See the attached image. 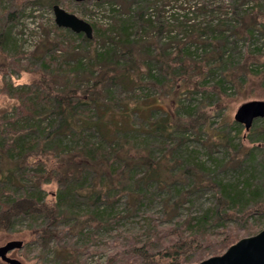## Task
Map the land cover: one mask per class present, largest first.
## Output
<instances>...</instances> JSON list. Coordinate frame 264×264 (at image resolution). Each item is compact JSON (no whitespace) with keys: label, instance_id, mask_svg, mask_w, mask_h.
<instances>
[{"label":"trees","instance_id":"1","mask_svg":"<svg viewBox=\"0 0 264 264\" xmlns=\"http://www.w3.org/2000/svg\"><path fill=\"white\" fill-rule=\"evenodd\" d=\"M101 1L113 4L111 0ZM43 3L53 8L60 0ZM95 4L101 3L95 1ZM235 9L233 27L236 36L244 38L246 31L253 35L263 24L257 17H252L245 24V16L238 13L237 7ZM198 12L207 16L210 11L205 4L198 8ZM140 19L143 20V16ZM202 21L206 20L202 18ZM217 21L194 22L190 25L194 37L199 40L206 38L209 29L216 30L217 26L225 24ZM133 25L130 20H120L104 33H109L114 45L99 54L102 58L100 65L89 59L86 63L78 60L72 66L75 74L88 77L84 81L77 82L78 75L76 78L73 72L66 74L65 78L62 67L69 66L57 63L52 55L44 57L58 47L56 38L51 40L48 37L32 54L34 58L44 59L43 68L39 69L43 74H39V79L30 85L15 88L11 84L13 96L21 101L23 109L15 112L14 118L12 115L0 118L3 125L8 124L7 129L17 134L11 136L10 142L4 141L0 135V231L12 230L19 218L26 217L30 221L28 228L33 229L31 233L48 245L54 239H61L63 229L59 225L62 222L72 237L93 241L100 238L102 228L116 223V219L120 220L118 206L121 201L139 206L159 190L174 188L178 198H166L163 212L165 217L179 219V210L185 205L188 194L200 188L213 187L220 193L218 202L202 215H188L165 228L150 224L148 231L133 236L126 252L118 249L111 255V260H116L120 254H126L133 260L142 259V264H190L206 254H222L234 244L238 234L219 239V227H227L230 220L243 219L254 211H264V204L259 202V197L264 196V187H253L245 181L223 183L206 181L203 177L198 180L202 168L196 166L181 169L174 176L172 170L176 165L165 158L160 162L156 160L154 138L161 140L160 149L169 150L166 141L185 128H196L199 120L192 117L182 120L169 107L154 106L158 98L149 95V87L164 86V76L170 71L159 68L157 63L165 68L167 62L162 60L156 49L151 51L154 43L144 46L151 54L150 58L142 60L135 54L136 46H129L138 42L131 39L129 31ZM65 31L72 34V42L80 38L87 44L91 43V39L82 33L74 34L70 29ZM225 31V28L220 31L217 38L222 48L217 47L211 54L213 67L227 61L226 48L223 49L228 41ZM115 42H119L116 47ZM120 44L124 47L120 48ZM55 65L57 69H54ZM48 71L52 75H48ZM180 72L174 67L171 73L178 75ZM220 85H224L223 81ZM137 91L145 93L146 98L142 100H145V107L138 104L140 99L137 98L141 96ZM17 122L21 124L17 125ZM238 132L240 137V130ZM241 150L242 147L236 151L237 154L240 155ZM31 156L38 157V161L30 162ZM52 181L58 189L54 200H49L44 186ZM253 200L254 206L248 209ZM94 224L95 227L92 226ZM87 227L89 232H85ZM62 247L59 254L67 250L64 249L67 246ZM73 248L79 251L78 246ZM76 261L68 252L63 264H78L80 258Z\"/></svg>","mask_w":264,"mask_h":264},{"label":"rangeland","instance_id":"2","mask_svg":"<svg viewBox=\"0 0 264 264\" xmlns=\"http://www.w3.org/2000/svg\"><path fill=\"white\" fill-rule=\"evenodd\" d=\"M43 1L46 2L0 0V118L11 115L14 118L15 112H21L23 109L21 101L13 96L11 84L15 88L30 85L39 79V74H43L39 69L43 68L44 59L34 58L32 54L45 38H56L58 47L46 53L44 57L50 58L52 55L57 63L68 65L69 67H62L66 78V74L73 72L72 66L76 65L78 60H84L86 63L91 59L97 66L100 65L102 58L99 54L105 53L114 45L108 36L109 33H104L112 28L115 22L130 20V24H134L129 31L132 34L131 39L139 42L129 45L136 46L135 54L142 60L150 58L151 54L144 46H149L150 42L154 43L151 51L156 49L160 52L162 60L167 62L165 68L157 63L159 68L170 71L164 76V86L157 84L156 87H149V95L158 98L154 106L169 107L177 112L182 120L188 117L199 120L196 128H185L172 135L171 139L166 141L169 143V150L160 149L161 140L154 138L152 143L157 154L156 160L160 162L165 158L170 164L176 165L172 170L174 176L181 169L196 166L202 168L197 176L198 180L203 177L206 181L223 183L245 181L253 187H264V118L256 119L250 131H246L245 126L235 120L236 112L242 104L254 100L264 101V0H111L112 6L108 4L109 1H99L101 4L97 5L95 1L60 0L59 5L62 8L93 25L94 37L90 44L80 38L72 42V34L65 31L67 28L57 26L53 8ZM205 4L210 11L207 16L204 12H198V8ZM218 6L222 7L216 10ZM235 7L241 16H245V24L252 17H257L259 23H263L253 35L245 30L244 38L236 36L233 27ZM140 16H143V20ZM202 18L206 21H202ZM217 20L225 24L217 26L216 30L209 29L206 38L199 40L194 37L190 27L194 22L210 23ZM212 26L215 29L213 23ZM224 28L228 39L227 46H223V49L226 48L227 61L219 67H213L211 54H214L217 47L222 48L217 38ZM72 33L77 34L73 31ZM118 43L115 42V47ZM119 47L124 46L120 44ZM243 62L245 63L242 65ZM172 67L180 69L181 72L178 75L171 73ZM54 69H57L56 65ZM47 74L52 75L50 71ZM72 75H78L77 82L88 78L81 77V73L73 72ZM174 78H177L175 82ZM221 81L224 84L222 86ZM219 86L222 87L221 90ZM137 94L141 96L137 98L140 99L138 104L145 107V100L142 101L146 98L145 93L137 91ZM135 120L140 121L138 118ZM20 124L17 122V125ZM7 127L8 124L3 125L0 119L1 138L10 142L11 136L17 134ZM234 128L240 130V137L239 130ZM241 147L243 151L241 150L239 155L236 151ZM35 157H29L30 162L38 161V157ZM185 177V180L189 181L188 177ZM44 189L48 193V199L54 200L58 185L52 181L47 183ZM176 195L178 193L174 188L166 187L139 206L130 205L123 199L118 206L120 220L116 219V223L102 228V231H99L100 238L93 241L72 237L61 221V239H54L48 245L39 236L31 233L33 229L28 228V218H19L12 230L0 231V247L13 240L23 241L22 248L9 253V256L17 258L23 264H63L68 252H71L75 262L80 258L78 264H142V259L133 260V257L126 254H120L116 260H111V255L116 254L118 249L126 252L125 249L130 248L133 236L148 231L150 224H159L160 228H165L188 215H202L217 201L220 193L213 187L200 188L187 195L185 205L179 210V219L165 217L164 200L170 196L177 199ZM259 199V202L264 204V196ZM254 204L253 200L247 208H252ZM227 224V227H219L218 233L221 235L217 238L238 234L239 237L234 242L236 243L264 229V211H254L243 219H233ZM92 226L95 227L96 224ZM89 229L87 227L85 232H89ZM64 245L67 250L59 254ZM75 245L79 251H75ZM210 255L206 254L192 263L215 256ZM0 264L6 263L0 260Z\"/></svg>","mask_w":264,"mask_h":264},{"label":"water","instance_id":"3","mask_svg":"<svg viewBox=\"0 0 264 264\" xmlns=\"http://www.w3.org/2000/svg\"><path fill=\"white\" fill-rule=\"evenodd\" d=\"M76 2L101 0H74ZM55 21L58 27L67 28L75 33H84L87 38L94 37L93 25L70 13L59 4L53 7ZM1 102V98H0ZM264 118V101L254 100L242 104L235 115V120L250 131L256 119ZM23 241L13 240L0 247V260L6 264H23L17 258L9 256L13 250L20 249ZM190 264H264V229L259 233L244 237L232 244L223 254L211 256L200 262Z\"/></svg>","mask_w":264,"mask_h":264},{"label":"bare ground","instance_id":"4","mask_svg":"<svg viewBox=\"0 0 264 264\" xmlns=\"http://www.w3.org/2000/svg\"><path fill=\"white\" fill-rule=\"evenodd\" d=\"M208 6V5H207Z\"/></svg>","mask_w":264,"mask_h":264}]
</instances>
